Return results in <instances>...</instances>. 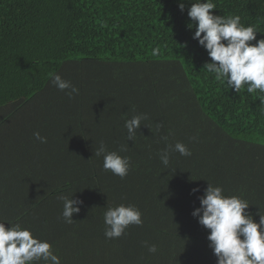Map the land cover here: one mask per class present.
<instances>
[{
  "label": "trees",
  "instance_id": "1",
  "mask_svg": "<svg viewBox=\"0 0 264 264\" xmlns=\"http://www.w3.org/2000/svg\"><path fill=\"white\" fill-rule=\"evenodd\" d=\"M180 2L0 0V221L52 242L62 264H216L210 230L192 216L209 182L247 199L257 221L264 214V95L236 93L203 69L191 0L183 12ZM214 3L264 38V0ZM52 73L79 94L54 87ZM138 113L148 119L131 141L124 122ZM101 141L128 146L124 179L103 170ZM177 141L192 155L172 152L166 168L158 153ZM60 193L83 201L72 224ZM120 203L144 223L108 240L103 212Z\"/></svg>",
  "mask_w": 264,
  "mask_h": 264
},
{
  "label": "clouds",
  "instance_id": "2",
  "mask_svg": "<svg viewBox=\"0 0 264 264\" xmlns=\"http://www.w3.org/2000/svg\"><path fill=\"white\" fill-rule=\"evenodd\" d=\"M179 10H185L183 0ZM214 0H191L187 15L191 20L189 27H194L193 39L203 47L210 58L203 69L212 77L226 85L232 91L240 93L246 89L248 94L264 95V38L257 40L261 33L257 26L242 23L240 15H218ZM255 41V43H250ZM153 54H156L155 51ZM51 84L60 91H66L69 98L79 94V88L60 74H50ZM148 119L147 113H138L124 122L127 139L134 141L142 121ZM158 125L157 127H161ZM36 140L47 143V137L37 131ZM168 136L162 137L164 141ZM196 141L197 137H192ZM128 146L121 145L118 150L109 151L103 141L94 150V155L103 157V170L124 179L128 176L132 162L127 152ZM190 157L192 150L183 142L169 144L158 155L167 168L171 153ZM192 189V193L199 192ZM63 204L61 217L67 224L74 222V214L81 211L83 201L72 195L60 193L56 197ZM200 206L192 216L198 223L210 230L207 240L217 258L216 264H264V214L259 209V221L248 211L250 203L239 195H226L222 186L208 183L203 195L198 197ZM105 225L104 236L108 240L119 239L126 235L131 225L142 226L143 212L133 204L120 203L108 205L103 212ZM150 253H156L155 244L145 242ZM0 264H62L61 257L54 250V245L47 239H41L29 227L12 221H0Z\"/></svg>",
  "mask_w": 264,
  "mask_h": 264
}]
</instances>
